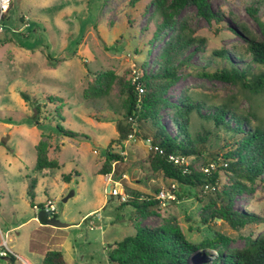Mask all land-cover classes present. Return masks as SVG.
I'll list each match as a JSON object with an SVG mask.
<instances>
[{
	"label": "rangeland",
	"instance_id": "1",
	"mask_svg": "<svg viewBox=\"0 0 264 264\" xmlns=\"http://www.w3.org/2000/svg\"><path fill=\"white\" fill-rule=\"evenodd\" d=\"M149 1L11 0L0 23V239L1 234L5 235L8 246L32 264H41L43 253L49 249L61 250L67 264H114L108 252L115 242L135 233L131 221L134 208L120 202L118 196L109 194L107 198L105 183L109 176L111 184L128 195L134 190L143 196H154L170 184L162 172L149 168L152 150L148 142L134 136L122 146L116 141L110 144L117 138L115 121L120 113L102 104L87 106L83 98L84 88L99 70L110 69L132 81L144 62L156 66L153 61L174 32L155 34ZM209 2L215 13L210 20L199 16L193 6L180 9L174 17L176 22L185 19L187 32L205 38V42L190 59L173 65L178 78L166 96L173 102L184 95L197 98L203 113L209 106L227 105L252 124L264 126V95H251L239 83L199 74L202 67L212 71L229 66L226 59L214 54L220 49L229 51L238 67L257 69L246 51L245 39L264 41V0ZM175 33H181L178 27ZM36 39L30 48L20 46L19 41L32 45ZM20 92L38 101V113ZM47 96L56 97L57 102H50ZM111 96L120 102L115 85L110 89ZM56 109L62 119L57 117ZM171 112L170 107L162 108L160 116L175 134ZM57 124L78 135L59 133ZM190 127L193 136L211 129L209 122L195 112ZM42 134L49 135L48 155L59 166L35 172L34 145ZM215 142L211 132L207 140L210 150H214ZM109 144L122 159L113 162L110 174H96ZM191 161L199 170L210 159L204 153ZM62 175L69 181H64ZM29 177L37 178L33 203L43 207L46 199L53 200L54 214L65 226L43 224L37 219L38 212L26 194ZM220 181L223 188L225 177L221 176ZM208 189L178 184L177 201L158 203L153 214L135 223L158 226L174 213L187 239L199 242L212 236L206 220L211 221L232 239L223 251L242 248L248 234L256 237L264 233V180H257L251 190L234 196V210L257 217L254 223L237 229L229 226L208 202ZM70 191H74L73 196L62 201ZM89 211V218L81 219ZM212 252L216 253V249Z\"/></svg>",
	"mask_w": 264,
	"mask_h": 264
},
{
	"label": "trees",
	"instance_id": "2",
	"mask_svg": "<svg viewBox=\"0 0 264 264\" xmlns=\"http://www.w3.org/2000/svg\"><path fill=\"white\" fill-rule=\"evenodd\" d=\"M138 1L140 0H130V3ZM186 6H193L197 14L206 20L215 17L209 0H150L148 8L151 9V18L155 20V34L166 30L174 32L162 46L157 59L153 61L156 66L152 67L144 62L135 81H126L124 77L116 75L110 69L99 70L84 88L83 98L87 106L102 104L121 114L115 121L117 138L111 140L110 144L116 141L122 146L131 133L148 142L152 148H156L148 163L153 172L160 171L167 179L191 188L203 189L207 184L208 202L218 209L217 214L229 226L237 229L257 221V217L251 213L234 210L233 198L238 193L251 190L257 180H264V126L252 124L227 105L209 106L208 111L203 113L202 102L197 98L184 95L173 102L166 96L167 90L178 78L177 68L173 65L175 66L176 62L181 65L190 59L197 48L203 46L205 42V38L192 36L187 32L185 19L175 21L176 13ZM252 16L257 19L254 14ZM176 27L181 33H175ZM82 30L83 28L81 32ZM37 41L34 40L32 45L28 41L19 43L20 46L28 45L30 48ZM245 41L251 63L255 64L257 69L249 65L238 67L230 57L229 51L220 49L214 51V54L226 59L229 66L212 71L202 67L199 74L223 82L239 83L251 95H264V41H257L252 37ZM47 58H50L48 54ZM112 85L117 87L120 94L119 103L112 96L109 97ZM20 95L25 101L31 102L35 106V113H38V101L30 99L25 92H20ZM46 99L57 102V98L53 96H47ZM167 107L172 109L170 118L175 134L161 121L160 110ZM56 110L57 117L62 119L60 111ZM194 112L209 122L210 130L206 129L202 134L192 135L190 125ZM91 116L99 120L98 116L94 114ZM35 123L38 124L39 121L35 120ZM56 129L68 137L78 135L77 132L59 124L56 125ZM211 132L216 140L214 150H210L207 143ZM110 144L96 174H110L113 162L122 159L119 153L110 149ZM49 147V135L42 134L34 145L35 172L59 166L57 160L49 157ZM204 153L210 161L225 160L227 165L218 167L209 174L196 169L191 160L194 156ZM171 154L184 155L189 161L185 166L175 164L168 159ZM221 176L226 179L223 188L220 187ZM62 179L69 181L66 175H62ZM36 185L37 178L29 177L26 194L31 206L34 205ZM198 200L202 201L200 198ZM125 203L134 208V217L131 221L134 222L135 233L115 242L109 250L108 259L114 264H264V233L256 237L248 234L244 237L245 244L242 248L223 251L222 248L232 239L211 221L206 220L212 236L199 242H191L174 213H169L165 221L158 226L136 225L137 220L145 219L154 213V208L158 205V200L154 196H143L139 191L133 190ZM52 215L50 216L52 225L65 226L55 214ZM214 249L216 253L212 252ZM0 259L13 264L16 257L8 255ZM0 264H3L1 260ZM41 264L67 262L60 250L49 249L43 254Z\"/></svg>",
	"mask_w": 264,
	"mask_h": 264
},
{
	"label": "built area",
	"instance_id": "3",
	"mask_svg": "<svg viewBox=\"0 0 264 264\" xmlns=\"http://www.w3.org/2000/svg\"><path fill=\"white\" fill-rule=\"evenodd\" d=\"M11 5V0H0V23L2 20H4L5 14L10 8ZM138 77L137 75H133L132 81H135L136 78ZM134 139V135L131 133L128 135L126 141H130ZM149 148L152 150V152L156 151V148H152V146L149 144ZM169 161L183 165L185 166L189 158L184 156V155H179V154H171L168 157ZM219 165L221 166H226L227 162L225 160H213L209 161L208 163L201 165L200 169L206 173L209 174L212 170L218 169ZM220 166V167H221ZM112 179L109 176L108 180L106 181V187H109L108 193L111 196H118L120 202H126L128 195L121 189H117L114 187V185L111 184ZM177 185L178 183L175 180H170V184L168 187H161L156 194L154 195V198L158 200L159 204H165V202H170V201H177ZM204 189L208 188V185L205 184ZM33 208L36 209L37 212L39 211H44L49 213V217L55 213L56 207L54 204L53 200L46 199L44 206L39 207L38 205L34 204ZM8 255H13L15 257H18L16 253L8 246L7 244V238L5 235L1 234V239H0V258H6Z\"/></svg>",
	"mask_w": 264,
	"mask_h": 264
},
{
	"label": "water",
	"instance_id": "4",
	"mask_svg": "<svg viewBox=\"0 0 264 264\" xmlns=\"http://www.w3.org/2000/svg\"><path fill=\"white\" fill-rule=\"evenodd\" d=\"M8 139V137H5V138H3V140L4 141H6ZM108 191H109V187L107 186L106 187V192L108 193ZM73 194H74V191H70L63 199H62V201H67L68 200V198H70L71 196H73ZM108 197L107 198H110V195H109V193H108V195H107ZM37 219L41 222V223H43V224H51L52 225V220H51V218L49 217V213L48 212H44V211H39L38 212V216H37Z\"/></svg>",
	"mask_w": 264,
	"mask_h": 264
},
{
	"label": "crops",
	"instance_id": "5",
	"mask_svg": "<svg viewBox=\"0 0 264 264\" xmlns=\"http://www.w3.org/2000/svg\"><path fill=\"white\" fill-rule=\"evenodd\" d=\"M106 184V183H105ZM93 211V210H92ZM92 211H89L88 213H86L84 216H82L81 217V219H84V220H86V219H88L89 217H87L88 216V214L89 213H91ZM33 218V217H32ZM18 227V226H17ZM14 228V227H13ZM7 231H8V229H7ZM6 232V231H5ZM7 233V232H6ZM61 251V250H60ZM62 252V251H61ZM15 253V252H14ZM45 253V252H44ZM43 253V254H44ZM63 253V252H62ZM18 255V254H17ZM63 256H64V254H63ZM43 257V256H42ZM15 262H23V263H26V264H32L29 260H27L26 258H24V257H21L20 255H18V259L16 258V260H15Z\"/></svg>",
	"mask_w": 264,
	"mask_h": 264
}]
</instances>
